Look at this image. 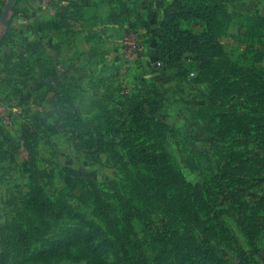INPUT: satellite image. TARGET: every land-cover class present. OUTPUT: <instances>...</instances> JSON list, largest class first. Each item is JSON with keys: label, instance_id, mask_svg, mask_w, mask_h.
Wrapping results in <instances>:
<instances>
[{"label": "rangeland", "instance_id": "1", "mask_svg": "<svg viewBox=\"0 0 264 264\" xmlns=\"http://www.w3.org/2000/svg\"><path fill=\"white\" fill-rule=\"evenodd\" d=\"M35 1L40 5L13 0L7 13L19 3L33 13ZM44 1L59 9V53L34 39L0 40V264H47L50 244L77 228L92 236L77 240L80 259L94 238L113 231L114 243L93 241L113 264H179L178 257L197 251L193 230L166 232L168 220L142 196L139 180L156 174L162 183L177 169L199 185L184 186L186 200L173 204L200 210L189 219L196 237L213 245L204 259L264 264V89L258 86L264 83V0H216L230 16L218 38L219 60L243 75L237 79L242 93L227 97L195 77L198 54L185 52L167 68L150 55L142 3L148 0ZM155 1L171 7L173 0ZM6 7L0 0V13ZM109 15L116 26L108 56L85 55L80 41L74 52L68 49L70 27L81 25L77 16L93 23ZM4 26L0 33L15 29ZM182 28L202 40L205 22L192 19ZM129 30L142 46L133 59L121 42ZM95 31L86 32L89 42H96ZM207 44L200 58L207 53L217 60ZM142 56L148 68L162 70L158 77L143 70ZM156 149L163 151L160 165L150 153Z\"/></svg>", "mask_w": 264, "mask_h": 264}, {"label": "trees", "instance_id": "2", "mask_svg": "<svg viewBox=\"0 0 264 264\" xmlns=\"http://www.w3.org/2000/svg\"><path fill=\"white\" fill-rule=\"evenodd\" d=\"M229 17L226 8L216 0H173L171 10L164 15L152 34L153 56L155 60L167 68V66L178 62L185 52L198 54L201 62L198 65L199 69L195 77L199 80H207L210 90L214 95L227 97L230 94L242 93L238 90L240 83L237 80L243 77L242 72L239 71L241 67H233L223 59L219 60L222 53L218 49L222 47V44L219 43L218 38L225 30ZM201 18L205 22V28L201 34L203 36L202 40H199V35L193 30L182 28V26L183 23H187L192 19ZM146 31H149V29ZM4 39L6 41L9 40L7 36H4L1 40L4 41ZM206 41H208V49L215 48L214 51L218 56L217 60L213 61L212 55L210 56L207 53L202 56V59L200 58L199 54L204 50L203 45ZM258 86L264 89V83H259ZM148 97L150 98L151 96ZM139 101L133 103L132 107H137L140 103ZM163 127L161 125V128ZM162 134H165V129H162ZM159 135L161 134L159 133ZM156 137L157 135L155 134L152 139ZM103 149L105 150V148ZM162 152L159 149L150 152L153 156L152 160L157 162L158 165H160L159 159L162 156ZM133 153L135 154L136 152L134 151ZM165 155L170 158L169 154ZM176 173L177 176H169L162 183H160L162 179L158 178L156 174L143 175V178L139 179L141 191H143L142 196H148L147 198L150 202L160 206L163 215L168 220L165 224L167 228L166 232L178 233L179 229H183V227L186 233L187 230L191 232L193 230L191 238L197 251L188 259H184L182 256L178 257L179 264H220V261L218 263L215 262V258H213L212 263L204 259L206 255L213 253V250L210 249L213 245L210 244L207 238H197L194 232L197 226H193L190 222L189 216H197L198 218L200 210H193L183 205V202L173 204L177 200H186L184 186L190 185L193 188H198L199 186L197 183L193 184L186 180L180 169H177ZM147 181H151L152 183L147 186ZM176 224L179 225L178 229H174ZM116 238V234H113V231L109 234H104L103 232L100 238H94L93 241L96 239L98 241L105 240L114 243ZM78 239L91 240L92 236L84 229L77 228L69 232L65 237L55 239L48 248V254L43 257L44 260L48 261L47 264L60 263L66 260L84 262L85 264H113L107 259L104 252L100 250L99 245H93V241L89 244L87 252H85L86 254H83L82 259H80L81 252L77 248ZM197 253H200V256ZM218 256L217 254L216 257ZM237 264L250 263L245 259H238Z\"/></svg>", "mask_w": 264, "mask_h": 264}, {"label": "crops", "instance_id": "3", "mask_svg": "<svg viewBox=\"0 0 264 264\" xmlns=\"http://www.w3.org/2000/svg\"><path fill=\"white\" fill-rule=\"evenodd\" d=\"M149 1V2H148ZM148 1H142L144 6H146L147 12H146V17L144 18L146 23L149 24V31L150 35L155 32V29L159 25L161 19L164 17V15L171 10V7L168 3H161V2H156L148 0ZM145 2V3H144ZM148 3V4H147ZM19 3L18 6H14V11L13 13H6L5 17L2 18V12L0 13V25L4 26L5 22H7L10 25V28H15L11 31H8L9 33L4 34L5 31L2 30L0 33V40L4 37L7 36L9 40H7L8 44L10 43H20L23 41H28L30 39H34L36 42H40L41 45L43 46H48L50 45V49L52 47L54 48V51L56 54L61 51V47L59 46V43H57L59 39L58 33L55 31L56 23L58 21L59 17V9L56 7H53L52 9L46 8L43 6L45 4L44 0H40V5L39 1H35V4L37 5V8L35 11L32 13L27 9H24L23 6H26V3ZM29 4V3H28ZM62 3H60L58 6H60ZM81 4L80 2H77V5ZM16 5V3H15ZM55 5L54 1H51V7ZM75 5V2H73L72 6ZM98 6V4H97ZM100 6V4H99ZM159 6V7H158ZM30 9V8H29ZM63 13V11H62ZM60 12V14L62 15ZM69 18L71 15L68 16ZM78 17V16H77ZM74 20L80 22V27H77L78 29L74 27H70V34L67 37H70L68 39V49L71 48V52H74L76 49V44L80 41L83 43V46L81 45L82 48H85L87 51L85 55L90 51H99L98 53L108 56L107 54L109 53L108 50L112 47L113 42H112V35L111 33L114 31V27L116 26L114 23L115 20H111V15H109L107 18H104L103 20H97L95 23H88L87 19H83L82 17H78ZM110 17V18H109ZM77 24V23H76ZM91 25V27H90ZM78 26V25H77ZM4 28H6L4 26ZM96 30L95 31V36H96V42L94 43L93 41H90V39L87 38L85 35L86 32L90 30ZM110 34V35H109ZM114 36V35H113ZM73 37H77V41L74 42V40H71ZM80 39V40H79ZM152 40V39H151ZM151 40L149 41L151 44ZM4 41H6L4 39ZM93 42V43H92ZM153 42V41H152ZM79 46V45H78ZM150 47V45L148 46ZM6 48V47H3ZM95 49V50H94ZM150 49V55H152L153 49ZM92 52V51H90ZM146 59L145 56H142L141 58V63L143 64V67L145 70L148 68L146 65L147 61L144 60ZM161 69L155 68V66L150 67L146 69V72L152 75V77L159 76L161 74ZM154 79V78H153Z\"/></svg>", "mask_w": 264, "mask_h": 264}, {"label": "built area", "instance_id": "4", "mask_svg": "<svg viewBox=\"0 0 264 264\" xmlns=\"http://www.w3.org/2000/svg\"><path fill=\"white\" fill-rule=\"evenodd\" d=\"M121 42L126 56L133 59L140 55V50L142 46L138 38V33L131 31L129 33L124 34L122 36Z\"/></svg>", "mask_w": 264, "mask_h": 264}, {"label": "water", "instance_id": "5", "mask_svg": "<svg viewBox=\"0 0 264 264\" xmlns=\"http://www.w3.org/2000/svg\"><path fill=\"white\" fill-rule=\"evenodd\" d=\"M12 6H13V0H7V7H6L5 11L2 12V15H1L2 18L5 17V14H6L9 10H11ZM4 24L7 25L8 23L5 22Z\"/></svg>", "mask_w": 264, "mask_h": 264}]
</instances>
